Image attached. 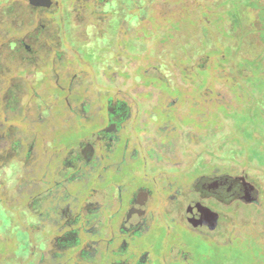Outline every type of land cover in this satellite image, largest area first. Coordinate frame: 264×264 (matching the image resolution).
I'll list each match as a JSON object with an SVG mask.
<instances>
[{"label":"rangeland","instance_id":"obj_1","mask_svg":"<svg viewBox=\"0 0 264 264\" xmlns=\"http://www.w3.org/2000/svg\"><path fill=\"white\" fill-rule=\"evenodd\" d=\"M138 1L128 10L139 19L116 32L102 0H0V264H83L59 251L55 215L42 213L64 205L56 184L74 193L64 165L97 127L76 110L96 115L107 96L158 117L172 104L160 124L173 129L175 174L242 171L259 190L258 204L223 208L211 238L166 219L155 199L153 264H179L177 243L189 264H264V0Z\"/></svg>","mask_w":264,"mask_h":264},{"label":"flooded vegetation","instance_id":"obj_2","mask_svg":"<svg viewBox=\"0 0 264 264\" xmlns=\"http://www.w3.org/2000/svg\"><path fill=\"white\" fill-rule=\"evenodd\" d=\"M104 100L95 106L96 115L84 116L86 110H76L75 115L84 121L95 119L97 127L76 142L75 156L64 165V174L69 176L63 179L76 187L74 193L56 184L63 192L64 205L51 203L42 211L44 216L47 211L55 215L50 225L61 239L60 252H79L83 264H153V243L147 237L156 216L155 199L166 219L183 220L188 228L209 238L224 223L223 208L259 203L258 188L242 171L200 173L186 180L183 174H175L172 168L182 164L170 157L173 144L169 134L173 129L164 125L165 121L160 124L172 104L160 109L158 117L151 110L127 106L125 100H117L116 106L110 96ZM132 122L140 124L136 127ZM141 124L145 128L139 129ZM78 171L82 173L75 175ZM84 190V198L73 202L72 195ZM195 204L217 213L214 229L195 221L190 207ZM171 248L169 257L179 264H189L193 258L181 243Z\"/></svg>","mask_w":264,"mask_h":264},{"label":"trees","instance_id":"obj_3","mask_svg":"<svg viewBox=\"0 0 264 264\" xmlns=\"http://www.w3.org/2000/svg\"><path fill=\"white\" fill-rule=\"evenodd\" d=\"M102 11H104V14L106 15V18L104 20V22L108 19V18H113L115 21V25L117 24L118 26L116 27V32H118L119 27H120V23L123 22L124 20L129 21L130 23H134L137 19H139V12L134 13L133 11L130 12L128 9L132 8V6L134 7L137 6L139 4L138 0H134L135 4L133 2V0H102ZM109 2L108 6L107 3ZM137 2V4H136ZM133 4V5H132ZM132 5V6H130ZM93 16V14H91ZM94 20V18H93ZM89 26V25H88ZM116 35V33H115ZM94 39H98L99 41H104L103 36H95ZM88 56L89 58H91L93 56V54L91 52H89ZM75 141V140H74ZM73 141V142H74ZM73 142H68L65 145H69ZM10 222V219L7 220V223ZM1 227V226H0Z\"/></svg>","mask_w":264,"mask_h":264},{"label":"water","instance_id":"obj_4","mask_svg":"<svg viewBox=\"0 0 264 264\" xmlns=\"http://www.w3.org/2000/svg\"><path fill=\"white\" fill-rule=\"evenodd\" d=\"M28 3L33 7L42 8H49L52 4H56L53 0H28ZM246 201L251 202L252 200L247 199ZM195 206H190L194 210L195 221H201L200 223L209 225L210 229H214L217 223V213L197 204Z\"/></svg>","mask_w":264,"mask_h":264}]
</instances>
